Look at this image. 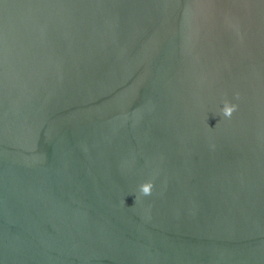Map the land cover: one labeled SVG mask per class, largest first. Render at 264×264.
<instances>
[{
    "label": "water",
    "instance_id": "1",
    "mask_svg": "<svg viewBox=\"0 0 264 264\" xmlns=\"http://www.w3.org/2000/svg\"><path fill=\"white\" fill-rule=\"evenodd\" d=\"M0 264H264V0H0Z\"/></svg>",
    "mask_w": 264,
    "mask_h": 264
},
{
    "label": "clouds",
    "instance_id": "2",
    "mask_svg": "<svg viewBox=\"0 0 264 264\" xmlns=\"http://www.w3.org/2000/svg\"><path fill=\"white\" fill-rule=\"evenodd\" d=\"M238 98V94H237ZM237 105L230 103L229 101L225 100L223 102V107L220 109L221 114L226 117L230 118L232 113L236 110ZM153 188V183L151 180L145 181L139 185V193L143 196H148L151 194ZM139 197H135V200H138Z\"/></svg>",
    "mask_w": 264,
    "mask_h": 264
}]
</instances>
